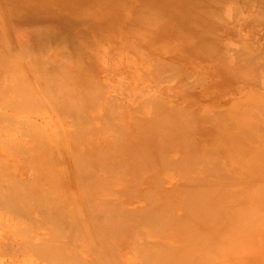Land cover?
Segmentation results:
<instances>
[{"label":"rangeland","instance_id":"374dc122","mask_svg":"<svg viewBox=\"0 0 264 264\" xmlns=\"http://www.w3.org/2000/svg\"><path fill=\"white\" fill-rule=\"evenodd\" d=\"M12 1L14 2L0 0V65H4L0 67V94L3 95H0V101L4 100L0 104V201L9 198H3L2 193L6 194L5 197L13 192L19 195L16 196L17 199L11 195L17 200L15 202L21 199L29 205L28 208L25 207L26 216L23 211L19 213L26 206L21 201L18 202L21 208L14 211L17 205L12 207L8 204L10 199L6 201L7 204L0 203V220L4 217L5 222L8 215H12V221L17 219L14 223L9 219L11 227L10 223L7 228L4 224H1L4 225L2 228L0 226V263L47 264L45 252L34 249V253L29 242L33 244V240L37 243L41 236L46 239L53 232L59 239L71 238V241L65 240L68 247L65 246L66 243L62 245L64 240L60 241L55 236L56 241L52 240L55 238L50 240V244L54 241L59 245L62 243V253L73 252L76 255L79 252L84 256L81 253L84 246L95 244L93 248L102 259L110 255L111 259L123 264H264V143H260L264 141V14L261 15L264 8L259 12L264 7V0H251L252 7L247 6L251 3L250 0H187L186 3L184 0H34L33 5L27 9L22 8L16 0ZM202 3L211 5L208 4L206 8ZM89 4L92 6H86ZM110 4L112 7H109ZM83 6L87 9L85 12L81 10ZM255 9L259 15L253 16ZM193 10L197 12L194 13ZM96 36H101L104 41L95 42ZM139 45L141 47L138 48ZM15 49H19L18 53ZM2 53L9 54L2 56ZM10 54H13L12 57ZM16 54H21V57ZM25 54L27 58L23 59ZM19 76L20 81L17 79ZM17 82H23L20 84L23 87L17 89ZM52 83H56L53 85L57 88L52 85L49 90ZM9 86L13 91H8ZM47 88L48 91L44 90ZM52 88L55 92L58 88L63 91L55 93ZM35 89L38 92L41 90L38 94L40 96L35 94ZM94 89L98 92L94 93ZM68 90L70 95H67ZM6 96V100H12L11 103L4 99ZM26 96L35 104L32 105ZM63 96L71 99L70 102ZM69 96L71 97L68 98ZM21 97H25V100ZM78 97H82L79 102ZM34 99L39 100V103ZM49 99L51 103L48 102ZM26 102L29 104L26 105ZM62 103L68 105L62 106ZM80 106L83 107L78 111L74 109ZM15 107L17 111L13 110ZM155 110L158 112L155 113ZM153 114H160L157 119L165 115V121L163 117L160 118L163 121L161 124ZM167 115L173 116L170 118L171 122ZM71 117L75 121H70ZM165 122L169 124L166 125ZM231 123L235 125L232 126ZM39 127L42 130L44 128V132H39ZM77 133L83 136H78ZM41 135L44 138L46 135V139L43 140ZM41 139L45 141L44 144ZM193 145L195 148H192ZM59 153L62 156L59 155L60 158L57 157ZM175 153H179V156ZM60 164L63 168H60ZM88 164H92V170L87 168L90 166ZM50 166L55 167L52 169ZM65 175L68 177L67 181ZM19 184L20 187L17 186ZM68 184L70 191L67 190ZM62 189L66 197H60L62 193L59 191L62 192ZM74 189L77 193H74ZM47 192L51 197L46 195ZM68 192L72 195H68ZM52 197L54 200L60 199L57 206L56 202L55 208L44 206ZM78 204L81 209L86 205L88 207L85 211L80 208L77 210L80 207ZM40 205L46 207V213L47 208H50L47 215L52 210L58 212L60 209V214L64 212L62 215L56 214L60 216L57 219L62 224L57 222L58 225L55 224L53 229L51 222L56 219L54 213L50 214L54 216L52 221L48 223V218L44 223V210ZM25 209L23 208L24 211ZM80 213H85L87 217L90 215L88 218L94 222L93 225L103 230L108 229L115 218L119 232L115 241L103 245L97 240L95 243L91 242L88 234H82V239L79 238L81 233L72 226L70 229V219ZM62 219L69 224H64ZM30 220L33 222H29ZM24 222L29 225L23 224ZM25 226L29 229L26 230ZM21 230L23 233L19 232ZM72 230L76 232L69 236ZM56 231H60L58 233L61 236ZM76 234L78 237H74ZM24 236L34 238L24 242ZM43 237V245L49 243L50 238L47 241ZM40 241L39 245L42 243ZM105 248L116 255L109 254L110 252L107 255ZM157 250L159 251L156 252Z\"/></svg>","mask_w":264,"mask_h":264},{"label":"bare ground","instance_id":"6f19581e","mask_svg":"<svg viewBox=\"0 0 264 264\" xmlns=\"http://www.w3.org/2000/svg\"><path fill=\"white\" fill-rule=\"evenodd\" d=\"M7 1H8V2H9V1H10V2H14V1H12V0H7ZM16 1L19 2V4L22 6V8L27 9V8H29L30 5H33V4H32V1H34V0H16ZM80 1H81V0H80ZM117 1H118V0H117ZM138 1H139V0H138ZM185 1H187V0H184V3H186ZM193 1H194V0H193ZM205 1H209V0H205ZM205 1H203V2H205ZM211 1H212V0H211ZM218 1H219V0H218ZM226 1H227V0H226ZM231 1H232V0H231ZM237 1H238V0H237ZM119 2H121V1H119ZM122 2H123V1H122ZM161 2H162V1H161ZM188 2H189V1H188ZM238 2H239V1H238ZM250 2H251V0H250ZM258 2H259V1H258ZM101 3H103V2H101ZM124 3H125V1H124ZM128 3H129V2H128ZM131 3H132V2H131ZM139 3H140V2H139ZM157 3H159V2H157ZM163 3H164V2H163ZM213 3H214V1H213ZM230 3H231V2H230ZM234 3H235V2H234ZM243 3L246 4L245 2H243ZM253 3H255V2H253ZM126 4H127V3H126ZM149 4H150V3H149ZM155 4H156V2H155ZM193 4H194V3H193ZM195 4H196V2H195ZM202 4H203V6L206 5L205 7L207 8V5L210 4V3L205 4V5H204V3H202ZM257 4L259 5V3H257ZM93 5H94V4H93ZM95 5H96V3H95ZM112 5H113V4H112ZM115 5H116V4H115ZM118 5H119V4H118ZM150 5H151V4H150ZM160 5H163V4H160ZM187 5H188V4H187ZM197 5H198V4H197ZM197 5L195 6L196 8H198ZM210 5H211V4H210ZM249 5H251L250 7H252V2H251L250 4H248L247 6H249ZM86 6H89V7H90V6H92V5L89 4V5H86ZM107 6H108V5H107ZM120 6H121V4H120ZM120 6H119V7H120ZM123 6H124V5H123ZM125 6H127V5H125ZM132 6H133V5H132ZM199 6H201V5H199ZM227 6H228L229 9H230V6H229V5H227ZM254 6H255V5L253 4V8H254ZM262 6H264V5H262ZM97 7H98V6H97ZM109 7H112L111 4H110ZM109 7H107V8H109ZM138 7H139V6H138ZM142 7H143V6H141V8H142ZM166 7H167V6H166ZM171 7H172V6H171ZM174 7H175V6H174ZM178 7H179V6H178ZM186 7H187V6H186ZM201 7H202V6H201ZM228 7H227V8H228ZM233 7H234V6H233ZM258 7H259V6H258ZM93 8H94V7H93ZM101 8H102V7H101ZM115 8H116V7H114V9H115ZM132 8H133V7H132ZM157 8H158V7H157ZM160 8H161V7H160ZM162 8H163V7H162ZM179 8H180V7H179ZM181 8H183V7H181ZM202 8H203V7H202ZM206 8H205V9H206ZM255 8H256V7H255ZM263 8H264V7H262L261 9H259V12H262V11H263ZM76 9H77V8H76ZM120 9H121V7H120ZM137 9H138V8H137ZM142 9H143V8H142ZM167 9H168V8H167ZM205 9H204V10H205ZM256 9H257V8H256ZM256 9H255V12H256V13L253 12V16H255V14H258V12L256 11ZM81 10L85 12L87 9L85 10V8H84V6H83V9H81ZM97 10H98V8H97ZM106 10H107V9H106ZM109 10H110V8H109ZM115 10H116V9H115ZM117 10H118V9H117ZM139 10H140V9H139ZM175 10H176V9H175ZM178 10H179V9H178ZM187 10H188V9H187ZM230 10H231V9H230ZM230 10H229V11H230ZM252 10H253V9H252ZM257 10H258V9H257ZM261 10H262V11H261ZM25 11H26V10H25ZM40 11H42V10H40ZM40 11H39V12H40ZM72 11H73V10H71V12H72ZM111 11H112V10H111ZM169 11H171V10H169ZM173 11H174V10H173ZM191 11H192V10H191ZM199 11H200V10H199ZM118 12H119V11H118ZM164 12H165V11H163V13H164ZM184 12H185V11H184ZM193 12H194V10H193ZM196 12H197V11H196ZM196 12H194V13H196ZM204 12H205V11H204ZM226 12H228V11H225V13H226ZM36 13H37V12H36ZM77 13H78V12H77ZM79 13H80V11H79ZM166 13H167V12H166ZM169 13H170V12H169ZM172 13H173V12H172ZM172 13H171V14H172ZM188 13H189V12H188ZM81 14H82V13H81ZM131 14H132V13H131ZM144 14H145V13H143V15H144ZM204 14H205V13H204ZM209 14H210V13H209ZM262 14H264V11L261 13V15H262ZM92 15H93V14H92ZM175 15H176V13H175ZM205 15H206V14H205ZM258 15H259V14H258ZM75 16H77V15H75ZM170 16H172V15H170ZM250 16H252V15H250ZM131 17H132V16H131ZM175 17H176V16H175ZM185 17H186V16H185ZM212 17H214V16H212ZM260 17H261V16H260ZM73 18H75V17H73ZM90 18H91V17H90ZM170 18H171V17H170ZM215 18H216V17H215ZM261 18H262V17H261ZM77 19H78V18H77ZM173 19H174V18H173ZM78 20H79V19H78ZM169 20H170V19H169ZM133 21H134V20H133ZM210 21H211V20H210ZM216 21H217V20H216ZM118 22H119V21H118ZM137 22H138V21H137ZM217 22L220 23L221 20H219V21H217ZM217 22H216V23H217ZM127 23H128V22H127ZM161 23H162V22H161ZM163 23H164V22H163ZM169 24H170V22H169ZM255 24H256V23H255ZM114 25H116V24H114ZM132 25H133V24H132ZM37 26H38V25H37ZM117 26H118V25H117ZM126 26H127V24H126ZM141 26H142V25H141ZM174 26H175V25H174ZM178 26H180V25H178ZM202 26H203V24L201 25V27H202ZM250 26H251V25H250ZM118 27H119V26H118ZM122 27H123V26H122ZM131 27L135 28L134 26H131ZM201 27H200V28H201ZM141 28H142V27H141ZM173 28H174V27H173ZM183 28H184V27H183ZM202 28H203V27H202ZM130 29H131V28H130ZM137 29H138V28H137ZM174 29H175V28H174ZM176 29H178V28L176 27ZM181 29H182V28H181ZM203 29H204V28H203ZM112 30H113V29H112ZM124 30H125V28H124ZM131 30H132V29H131ZM134 30H135V29H134ZM134 30H132V31H134ZM141 30H142V29H141ZM145 30H146V29H145ZM183 30H184V29H183ZM176 31H177V30H176ZM198 31H199V30H198ZM200 31H201V30H200ZM135 32H136V31H135ZM172 32H173V31H172ZM195 32H197V31H195ZM142 33H143V32H142ZM180 33H181V32H180ZM189 33H190V32H189ZM138 34H139V33H138ZM174 34L177 35V33H174ZM195 34L197 35V33H195ZM200 35H201V34H200ZM203 35H204V34H203ZM151 36H152V35H151ZM155 36H156V35H155ZM171 36H172V34H171ZM206 36H207V35H206ZM215 36H216V35H215ZM101 38H102L101 36H96V37H95V40H96L95 42H99V43H100V40H103V39H101ZM103 38H104V37H103ZM180 38H181V37H180ZM1 40H2V39H1ZM218 40H219V39H218ZM103 41H104V40H103ZM105 41H106V40H105ZM135 41H136V40H135ZM21 42H22V41H21ZM24 43H25V42H24ZM99 43H98V44H99ZM239 43H240V41H239ZM22 44H23V43H22ZM94 44H95V43H94ZM135 44H136V43H135ZM217 44H218V43H217ZM221 44H222V43H221ZM50 45H51V44H50ZM218 45H219V44H218ZM15 46H16V45H15ZM24 46H25V45H24ZM26 46H27V44H26ZM135 46L137 47V45H135ZM22 47H23V46H22ZM99 47H100V46H99ZM139 47H141V46L139 45L138 48H139ZM23 48H24V47H23ZM27 48H28V47H27ZM48 48H49V46H48ZM138 48H137V49H138ZM142 48H143V47H142ZM246 48H247V47H246ZM239 49H240V48H239ZM15 50H16V53H18L17 51H18L19 49H18V50L15 49ZM247 50H250V48H249V49L247 48ZM256 50H257V49H256ZM23 51H24V50H23ZM47 51H48V50H47ZM2 52H3V51H2ZM9 52H10V50H9ZM28 52H29V50H28ZM33 52H34V51H33ZM246 52H247V51H246ZM246 52H245V53H246ZM3 53H4V52H3ZM3 53H2V54H3ZM90 53H91V52H90ZM237 53H238V52H237ZM241 53H242V52H241ZM8 54H9V53H8ZM8 54H3L2 56H6V55H8ZM28 54H29V53H28ZM30 54H31V51H30ZM58 54H59V53H58ZM60 54H61V53H60ZM60 54H59V55H60ZM62 54H63V53H62ZM85 54H86V53H85ZM246 54H247V53H246ZM256 54H257V53H256ZM11 55H13V54H10V56H11ZM16 55L18 56L19 54H16ZM23 55H24V54H23ZM31 55H32V54H31ZM25 56H26V54H25ZM29 56H30V55H29ZM29 56H28V57H29ZM243 56H244V55H243ZM11 57H12V56H11ZM13 57H14V56H13ZM18 57H21V54H20ZM62 57H63V56H62ZM256 57H257V56H256ZM0 58H1V54H0ZM2 58H4V57H2ZM8 58H9V57H8ZM22 58H23V56H22ZM22 58H21V59H22ZM25 58H27V56L24 57L23 59H25ZM6 59H7V57H5V60H6ZM19 59H20V58H19ZM21 59H20V60H21ZM146 59H147V58H146ZM3 60H4V59H3ZM7 60H8V59H7ZM20 60H19V62H20ZM36 60H37V59H36ZM0 61H2V60L0 59ZM16 61H17V60H16ZM21 61H22V60H21ZM6 62H7V61H6ZM34 62H35V61H34ZM0 63H1V62H0ZM148 63H149V62H148ZM233 63H234V62H233ZM1 64H2V63H1ZM19 64H20V63H19ZM19 64H18V65H19ZM1 66H4V65H0V67H1ZM68 66H69V65H68ZM233 66H234V65H233ZM254 66H255V65H254ZM154 69H156V68H154ZM14 70H15V69H14ZM12 71H13V69H12ZM247 71H248V70H247ZM26 73L28 74V72H26ZM146 73H147V72H146ZM14 74H16V73H14ZM29 75H30V73H29ZM17 76H18V75H17ZM60 76H61V75H60ZM60 76L58 77L59 79H60ZM149 76H150V75H149ZM13 77L15 78V76H13ZM23 77H25V76H23ZM27 77H28V76L26 75V77H25V78H26V81H28V80H27ZM44 77H45V76H44ZM61 77H62V76H61ZM244 77H245V76H244ZM19 78H20V76H19L17 79L19 80ZM21 79H22V78H21ZM29 79H30V78H29ZM33 79H34V80H37V79H35V78H33ZM62 79H63V78H62ZM62 79H61V80H62ZM63 80H64V79H63ZM244 80H245V79H244ZM9 81H10V80H9ZM19 81H20V80H19ZM21 81H22V80H21ZM2 82H3V80H2ZM30 82H31V81H30ZM30 82H28V83H30ZM32 82H33V81H32ZM3 83H4V82H3ZM3 83H2V85L5 84V83H4V84H3ZM6 83H8V82H6ZM9 83H10V82H9ZM17 83L19 84V82H17ZM22 83H23V82H21L20 84H22ZM61 83H62V82H61ZM65 83H66V85L68 84L67 81H66ZM18 84H16V85H17V87H16L17 89H18V87H20V88L23 87L22 85H20V84L18 85ZM53 84H56V83H52V84H50V85H49V86H50V89H49V90H51V86H52ZM62 84H63V83H62ZM62 84H60V85L62 86ZM24 86H26V85H24ZM53 86H55V85H53ZM67 86H68V85H67ZM70 86H72V85H70ZM45 87H48V85L45 86ZM55 87H56V86H55ZM55 87H54V88H55ZM58 87H59V85H58ZM62 87H63V86H62ZM68 87H69V86H68ZM80 87H81V86H80ZM8 88H10V86H9ZM16 88H15V89H16ZM39 88H40V87H39ZM41 88H42V87H41ZM41 88H40V89H41ZM43 88H44V87H43ZM56 88H57V87H56ZM56 88H55V89H56ZM60 88H61V87H60ZM261 88H262V87H261ZM0 89H1V85H0ZM11 89H12V88H10V90L8 89V91H11ZM33 89H34V88H33ZM33 89H32V90H33ZM52 89H53V88H52ZM55 89H53L54 92H55ZM71 89H73V88H71ZM95 89H96V88H95ZM95 89H94V93L97 91V90L95 91ZM19 90H21V89H19ZM32 90H31V91H32ZM44 90H47V91H48V88H47V89H44ZM58 90H59V88L56 90V92H57ZM61 90H62V89H61ZM61 90H59V91H61ZM66 90H67V89H66ZM175 90H177V89H175ZM12 91H13V89H12ZM33 91H34V90H33ZM33 91H32V92H33ZM35 91H36V89H35ZM40 91H41V90H40ZM40 91H39V92H40ZM47 91H43V90H42V92H45V93H46ZM62 91H63V90H62ZM68 91H69V94H67V95H70V90H68ZM91 91H93V90H91ZM1 92H2V90H1ZM36 92H37V93H36ZM36 92H35V94L38 95L39 92H38V91H36ZM52 92H53V91H52ZM56 92H55V93H56ZM64 92H65V91H64ZM64 92H63V95H64ZM66 92H67V91H66ZM72 92H73V91H72ZM88 92H89V91H88ZM97 92H98V91H97ZM3 93H4V91H3ZM6 93H7V92L5 91V95H6ZM25 93L27 94V92H25ZM25 93H22V95L25 94ZM30 93H31V92H30ZM40 93H41V92H40ZM55 93H53V94H55ZM73 93H74V92H73ZM86 93H87V92H86ZM33 94H34V93H33ZM47 94H49V93H47ZM61 94H62V93H61ZM61 94H60V96H62ZM77 94H78V93H77ZM98 94H99V93H98ZM0 95H2V94H0ZM13 95H14V93H13ZM27 95H28V94H27ZM37 95H34V96H37ZM67 95H66V96H67ZM74 95H75V94H74ZM96 95H97V94H96ZM99 95H100V94H99ZM2 96H3V95H2ZM2 96H1V98H2ZM9 96H10V95H9ZM28 96H29V95H28ZM28 96H26V97H28ZM38 96H40V95H38ZM77 96H78V95H77ZM83 96L86 97V95H83ZM41 97H43V96H41ZM70 97H71V96H69L68 98H70ZM72 97H73V95H72ZM192 97H193V96H192ZM3 98H4V97H3ZM6 98H7V96H6L4 99L6 100ZM8 98H9V97H8ZM21 98H22V97H21ZM56 98H58L59 100H63V99H61L60 97H56ZM62 98L67 99V97H64V96H63ZM73 98H75V97H73ZM76 98H77V97H76ZM22 99L25 100V97L22 98ZM45 99H46V98H45ZM58 99H57V100H58ZM80 99H82V97H78L77 101L79 102ZM149 99H150V98H149ZM1 100H2V99H1ZM9 100H10V99H9ZM9 100H6V101L9 102ZM26 100H27V99H26ZM29 100H32V99H29V97H28V101H29ZM36 100H37V99H34V101H36ZM41 100H42V98H41ZM67 100H68V99H67ZM70 100H71V99H70ZM70 100H68V101L70 102ZM73 100H75V99H73ZM73 100H72V101H73ZM3 101H4V100H3ZM3 101H2V102H3ZM11 101H12V100H10L9 103H11ZM46 101H47V100H46ZM72 101H71V102H72ZM77 101H74V102H77ZM94 101H95V100H94ZM94 101H93V103H94ZM149 101H150V100H149ZM2 102L0 101V104H1ZM29 102H30V101H29ZM29 102H26V103H27L26 105H28ZM37 102L39 103V100H37ZM48 102H50V99H49ZM65 102H66V100H65ZM82 102H83V101H82ZM158 102H159V101H158ZM30 103H31V102H30ZM38 103H37V104H38ZM41 103L43 104V102H41ZM50 103H51V102H50ZM155 103H156V105H157V102H155ZM182 103H183V102H182ZM6 104H7V102H6ZM31 104L34 105L35 103L33 102V103H31ZM55 104H56V103H55ZM55 104H53V105H55ZM62 104H63V103H62ZM62 104H61V105H62ZM64 104H65V106L68 105V104L66 105V103H64ZM64 104H63L62 106H64ZM90 104H91V103H90ZM149 104H150V103H149ZM4 105H5V104H4ZM71 105H72V104L70 103L69 106H71ZM77 105H80V104L77 103ZM82 105H83V104H82ZM84 105H85V104H84ZM84 105H83V106H84ZM180 105H181V104H180ZM8 106H9V104H8ZM56 106H57V105H56ZM83 106H80V107H78V108H74V109H76V110L78 109V110H79V109L82 108ZM95 106H96V105H95ZM13 107H14V106H13ZM13 107H12V108H13ZM29 107H30V106H29ZM39 107H40V105H39ZM42 107H43V106H42ZM58 107H59V106H58ZM74 107H76V105H74ZM149 107H150V106H149ZM151 107H153V106H151ZM151 107H150V108H151ZM5 108H6V106H5ZM45 108H46V107H45ZM66 108H67V107H66ZM69 108H70V107H69ZM71 108H73V107H71ZM155 108H156V107H155ZM8 109H10V108H8ZM16 109H17V108L15 107V109H13V110H16ZM26 109H28V108H26ZM83 109H85V108H83ZM93 109L95 110L96 108H92V110H93ZM1 110H2V109H1ZM23 110H24V109H23ZM48 110H49V109H48ZM62 110H63V109H62ZM69 110H70V109H69ZM71 110H72V109H71ZM76 110H75V111H76ZM78 110H77V111H78ZM85 110H86V109H85ZM111 110H112V109H111ZM152 110H153V109H152ZM157 110H159V109H157ZM177 110H178V109H177ZM179 110H180V109H179ZM4 111H5V110H4ZM16 111H17V110H16ZM26 111H27V110H26ZM72 111H74V110H72ZM75 111H74V112H75ZM162 111H163V110H162ZM180 111H181V110H180ZM6 112H7V111H6ZM14 112H15V111H14ZM19 112H20V111H19ZM24 112H25V111H24ZM28 112H29V111H28ZM32 112H33V111H32ZM68 112H69V111H68ZM68 112H67V114H69ZM79 112H80V111H79ZM81 112H82V111H81ZM85 112L87 113L88 111H85ZM111 112H112V111H111ZM149 112H151V111H149ZM157 112H158V111H157ZM157 112H156V110H155V113H157ZM159 112L161 113V111H159ZM116 113H117V112H116ZM151 113H152V112H151ZM166 113H167V112H166ZM235 113H236V112H235ZM71 114H73V113H71ZM149 114H150V113H149ZM167 114H168V113H167ZM242 114H243V113H242ZM69 115H70V114H69ZM158 115H160V114H158ZM158 115L156 116L155 114H153V116L156 117V120H157L158 122H159V121L161 122V119H162L163 115H162L161 117H159V119H157ZM175 115L177 116L176 113H175ZM218 115H219V114H218ZM11 116H12V114H11ZM67 116H68V115H67ZM81 116H82V115H81ZM87 116L90 117V115H87ZM180 116H181V115H180ZM220 116H221V115H220ZM226 116H227V115H226ZM254 116H255V115H254ZM74 117H75V116H74ZM106 117H108V116H106ZM167 117H168V115H167ZM209 117H210V116H209ZM222 117H223V116H222ZM13 118H14V117H13ZM99 118H100V117H99ZM109 118H110V117H109ZM109 118H108V119H109ZM160 118H161V119H160ZM163 118H164L163 121H165L166 116L164 115ZM168 118H169V121L171 122L170 118H173V116L170 115ZM189 118H190V117H189ZM25 119H26V117H25ZM30 119H31V118H30ZM64 119H65V116H64ZM71 119H72V117L70 118V121H73V120H74V118H73V120H71ZM190 119H191V118H190ZM227 119H229L228 116H227ZM227 119H225V120H227ZM8 120H9V119H8ZM8 120H7V121H8ZM21 120H23V119H21ZM27 120H29V118H27ZM27 120H26V121H27ZM66 120H67V122H68V119H66ZM77 120H78V119H77ZM80 120H81V119H80ZM98 120H99V119H98ZM153 120L156 121L154 118H153ZM172 120H173V119H172ZM182 120H183V119H182ZM233 120H234V119H233ZM233 120H232V121H233ZM253 120H254V119H253ZM14 121H15V120H14ZM24 121H25V120H23V122H24ZM74 121H75V120H74ZM87 121H88V120H87ZM100 121H101V120H100ZM105 121H106V120H105ZM107 121H108V120H107ZM157 121H156V122H157ZM163 121H162V122H163ZM167 121H168V119H166V122H167ZM221 121H222V118H221ZM227 121H228V120H227ZM254 121H255V120H254ZM2 122H3V121H2ZM23 122H22V123H23ZM29 122L31 123V121H29ZM29 122H27V123H29ZM162 122H161V124H162ZM166 122H165V123H166ZM186 122H188V120H187ZM186 122H184V124H185ZM235 122H236V121H235ZM249 122H250V121H249ZM257 122H258V121H257ZM4 123H5V122H4ZM11 123H12V122H11ZM25 123H26V122H25ZM35 123H37V122H35ZM65 123H66V122H65ZM179 123H180V122H179ZM189 123H190V122H189ZM189 123H187V124L189 125ZM191 123H193V122H191ZM218 123H219V122H218ZM252 123H253V122H252ZM254 123H256V121H255ZM2 124H3V123H2ZM5 124H6V123H5ZM84 124H85V123H84ZM112 124H114V123L112 122ZM168 124H169V123H168ZM168 124L166 123V125H168ZM226 124H228V123H226ZM226 124H225V125H226ZM229 124H230V123H229ZM232 124L235 125V123H231V125H232ZM236 124H237V123H236ZM250 124H251V123H250ZM7 125H8V124H7ZM27 125H28V124H27ZM33 125H34V124H33ZM102 125H103V123H102ZM110 125H111V124H110ZM166 125H165V126H166ZM172 125H173V123H172ZM172 125H171V126H172ZM233 125H232V126H233ZM256 125H257V123L255 124V127H257ZM258 125H259V122H258ZM4 126H5V125H4ZM12 126H13V125H12ZM38 126H39V125H38ZM105 126H106V125H105ZM107 126H108V125H107ZM107 126H106V127H107ZM148 126H149V125H148ZM246 126H247V125H246ZM0 127H1V126H0ZM14 127H15V126H14ZM84 127H85V126H84ZM176 127H177V126H176ZM180 127H181V124H180ZM190 127H192V124L190 125ZM220 127H222V126H220ZM238 127H239V126H238ZM247 127H248V126H247ZM247 127H246V128H247ZM6 128H7V127H6ZM20 128H21V126H20ZM24 128H25V127H24ZM39 128H40V129H39ZM39 128H38L39 132H40V130H41L42 132H44V128H43V130L41 129L42 127H39ZM101 128H103V127L101 126ZM117 128H118V127H117ZM169 128H170V127H169ZM186 128H187V126H186ZM231 128H232V127H231ZM235 128L237 129V127H235ZM257 128H258V127H257ZM1 129H2V128H1ZM18 129H19V128H18ZM103 129H104V128H103ZM105 129H107V128H105ZM176 129H177V128H175V130H176ZM184 129H185V128H184ZM187 129H188V128H187ZM216 129H217V128H216ZM15 130H16V129H15ZM71 130H72L73 132L75 131V130H73V129H71ZM89 130H90V129H89ZM101 130H102V129H101ZM108 130H109V129H108ZM110 130H111V129H110ZM175 130H174V131H175ZM217 130H218V129H217ZM217 130H216V132H217ZM233 130H234V129H233ZM239 130H240V129H239ZM243 130H244V129H243ZM243 130H241V131H243ZM257 130H258V129H257ZM16 131H17V130H16ZM18 131H19V130H18ZM68 131H69V130H68ZM112 131H113V130H112ZM114 131H115V130H114ZM171 131H172V129H171ZM219 131H222V129L219 130ZM227 131H228V130H227ZM1 132H2V131H1ZM6 133H7V132H6ZM6 133H5V135H6ZM69 133H70V132H69ZM80 133H81V132H80ZM103 133H104V132H103ZM212 133H213V132H212ZM212 133H210V134H212ZM247 133H248V132H247ZM247 133H246V134H247ZM10 134H11V132H10ZM41 134H42V133H41ZM77 134H78V133H77ZM77 134H76V135H77ZM87 134H88V133H87ZM203 134H204V132H203ZM203 134H202V135H203ZM206 134H207V133H206ZM206 134H205V135H206ZM216 134H217V133H216ZM240 134H241V133H240ZM251 134H253V133L251 132ZM7 135H8V134H7ZM165 135H166V134H165ZM205 135H204V136H205ZM241 135H242V134H241ZM8 136H9V135H8ZM25 136H26V135H25ZM41 136H42V135H41ZM41 136H40V137H41ZM69 136H70V135H69ZM78 136H81V135L78 134ZM82 136H83V135H82ZM82 136H81V137H82ZM109 136H110V135H109ZM111 136H112V134H111ZM154 136H155V135H154ZM157 136H158V135H157ZM168 136H169V135H168ZM249 136H252V135H249ZM42 137H43V136H42ZM123 137H124V136H123ZM162 137H163V136H162ZM165 137H166V136H165ZM192 137H193V136H192ZM194 137H195V136H194ZM206 137L209 138V136H207V135H206ZM31 138H32V137H31ZM173 138H174V137H173ZM187 138H188V137H187ZM210 138H211V137H210ZM38 139H40V138H38ZM45 139H46V135H45V138L43 137V140H45ZM171 139H172V137H171ZM181 139H182V138H181ZM198 139H199V138H198ZM236 139H237V138H236ZM261 139H262V138H261ZM28 140H29V139H28ZM72 140H74V139H72ZM234 140H235V139H234ZM38 141H40V140H38ZM200 141H201V140H200ZM200 141H199V142H200ZM230 141H231V139H230ZM261 141H262V140H261ZM23 142H24V141H23ZM42 142H43V141H42V139H41V143H42ZM133 142H134V141H133ZM207 142H208V141H207ZM2 143H3V142H2ZM37 143H38V142H37ZM44 143H45V141L43 142V144H44ZM80 143H81V142H80ZM208 143H209V142H208ZM230 143H231V142H230ZM230 143H229V144H230ZM258 143H259V142H258ZM260 143H264V141H263V142H260ZM4 144H5V143H4ZM28 144H29V143H28ZM197 144H199V143H197ZM226 144H227V143H226ZM34 145L36 146V144H34ZM38 145L40 146V143H38ZM46 145H47V144H46ZM54 145H55V144H54ZM79 145H81V144H79ZM199 145H200V144H199ZM208 145H209V144H208ZM230 145H231V144H230ZM259 145H261V144H259ZM39 146H38V147H39ZM189 146H190V145H189ZM215 146H216V145H215ZM225 146H226V145H225ZM261 146H262V145H261ZM36 147H37V146H36ZM38 147H37V148H38ZM52 147L54 148V146H52ZM58 147H59V146H58ZM126 147H127V146H126ZM193 147H194V145L192 146V148H193ZM198 147H199V146H198ZM40 148H41V147H40ZM40 148H39V149H40ZM60 148H61V147H60ZM194 148H195V147H194ZM237 148H238V147H237ZM68 149H69V147H68ZM113 149H114V148H113ZM188 149H189V148H188ZM197 149H198V148H197ZM41 150H42V149H41ZM127 150H128V149H127ZM198 150H199V149H198ZM225 150H226V149H225ZM35 151H37V150H35ZM50 151H51V150H50ZM71 151H72V150H71ZM183 151H184V150H183ZM212 151H213V150H212ZM51 152H52V151H51ZM58 152H59V150H58ZM58 152H57V153H58ZM75 152H76V151H75ZM161 152H162V151H161ZM251 152H252V151H251ZM40 153H41V152H40ZM72 153H73V152H72ZM227 153H228V152H227ZM21 154H22V153H21ZM60 154H61V153H59V154L57 155V157H58ZM160 154H161V153H160ZM175 154H176V156H177L179 153H178V154L175 153ZM213 154H214V152H213ZM215 154H216V153H215ZM257 154H258V153H257ZM257 154H255V155H257ZM44 155H45V154H44ZM51 155H52V154H51ZM55 155H56V154H55ZM64 155H65V154H64ZM77 155H78V154H77ZM190 155H191V154H190ZM202 155H203V154H202ZM47 156H48V155H47ZM60 156H61V155H60ZM72 156H74V155L72 154ZM78 156H79V155H78ZM78 156H77V157H78ZM178 156H179V155H178ZM178 156H177V157H178ZM197 156H198V155H197ZM207 156H208V155H207ZM209 156H210V155H209ZM41 157H43V156H41ZM55 157H56V156H55ZM61 157H62V156H61ZM67 157L69 158V157H70V154H69V156L67 155ZM173 157H174V156H173ZM192 157H193V156H192ZM192 157H191V159H193ZM201 157H202V156H201ZM211 157H213V156H211ZM58 158H60V157H58ZM80 158H81V157H80ZM91 158H92V157H91ZM164 158H165V157H164ZM196 158H197V157H196ZM251 158H252V157H251ZM49 159H50V158H49ZM66 159H67V158H66ZM70 159H71V158H70ZM73 159H75V158H73ZM73 159H72V160H73ZM198 159H199V158H198ZM211 159H212V158H211ZM59 160L62 161V159H59ZM75 160H76V159H75ZM82 160H83V159H82ZM103 160H104V159H103ZM130 160H131V159H130ZM178 160H180V159H178ZM187 160H189V158H188ZM200 160H201V159H200ZM213 160H215V162H216V159H213ZM217 160H218V159H217ZM255 160H256V159H255ZM30 161H31V160H30ZM32 161H33V160H32ZM32 161H31V162H32ZM83 161L85 162V160H83ZM137 161H138V160H137ZM159 161H160V160H159ZM204 161H205V160H204ZM44 162H45V161H44ZM57 162H58V161H57ZM84 162H83V163H84ZM180 162H183V161H180ZM205 162H206V161H205ZM210 162H211V161H210ZM254 162H255V161H254ZM26 163H27V162H26ZM39 163H40V162H39ZM45 163H46V162H45ZM66 163H67V162H66ZM85 163H87V161H86ZM92 163H94V162H92ZM108 163H109V162H108ZM144 163H145V162H144ZM157 163H158V162H157ZM206 163H207V162H206ZM213 163H214V162H213ZM216 163H217V162H216ZM36 164H38V163H36ZM50 164H51V163H50ZM74 164L76 165V163H74ZM124 164H125V163H124ZM145 164H146V163H145ZM182 164H184V163H182ZM194 164H196V163H194ZM204 164H205V163H204ZM211 164H212V163H211ZM25 165H26V164H25ZM63 165H64V163H63ZM72 165H73V164H72ZM79 165H80V164H79ZM79 165H78L77 167H79ZM88 165H90V166H88ZM88 165H87L88 167H87V166H86V167H87V168H89V167L91 168V165H92V164H88ZM148 165H149V164H148ZM161 165H162V164H161ZM163 165H164V164H163ZM185 165H187V164L185 163ZM200 165H201V164H200ZM209 165H210V164H209ZM254 165H256V164L254 163ZM68 166H69V165H68ZM109 166H110V165H109ZM145 166H146V165H145ZM187 166H188V165H187ZM187 166H186V168H187ZM201 166H202V165H201ZM206 166H208V165H206ZM51 167H52V166H50V168H51ZM54 167H55V166H54ZM54 167H52V169H53ZM61 167H62V165L60 164V168H61ZM64 167H65V166H64ZM70 167H71V165L69 166V168H70ZM73 167H74V166H73ZM43 168H44V167H43ZM48 168H49V167H48ZM48 168L45 167V169H48ZM62 168H63V167H62ZM90 168H89V169H90ZM149 168H150V167H149ZM181 168H183V166H181ZM26 169H27V168H26ZM41 169H42V168H41ZM52 169H51V171H52ZM65 169H66V167H65ZM74 169H75V168H74ZM94 169H95V168H94ZM179 169H180V168H179ZM195 169H196V167H195ZM19 170H20V168H19ZM28 170H29V169H28ZM37 170H39V169L37 168ZM49 170H50V169H49ZM70 170H71V169H70ZM77 170H78V168H77ZM90 170H92V168H91ZM144 170H145V169H144ZM2 171H3V170H1V172H2ZM61 171H62V170H61ZM146 171H147V170H146ZM188 171H189V170H188ZM201 171H202V170H201ZM33 172H34V170H33ZM49 172H50V171H49ZM64 172H65V170H64ZM64 172H63V174L66 173V172H65V173H64ZM77 172H79V171H77ZM93 172H94V171H93ZM149 172H150V171H149ZM173 172H175V171H173ZM6 173H7V172H6ZM9 173H10V172H9ZM34 173H35V172H34ZM61 173H62V172H61ZM184 173H185V171H184ZM204 173H205V172H203V174H204ZM259 173H260V172H259ZM28 174H29V173H28ZM39 174H40V173H39ZM69 174H70V172H69ZM71 174H72V173H71ZM71 174H70V175H71ZM108 174H109V173H108ZM261 174H262V173H261ZM35 175H36V174H35ZM37 175H38V173H37ZM40 175H41V174H40ZM40 175H39V176H40ZM54 175H55V174H54ZM57 175H58V174H57ZM78 175H79V174H78ZM78 175H77V176H78ZM175 175H176V174H175ZM196 175H197V174H196ZM263 175H264V174H263ZM3 176H4V175H3ZM11 176H12V175H11ZM71 176H72V175H71ZM148 176H149V175H148ZM181 176H182V175H181ZM14 177H15V176H14ZM45 177H46V176H45ZM54 177H56V176H54ZM54 177H52V178L54 179ZM66 177H67V175L64 176V178H66ZM124 177H125V176H124ZM37 178H38V177H37ZM46 178H47V177H46ZM48 178H49V177H48ZM50 178H51V176H50ZM50 178H49V180H50ZM67 178H68V177H67ZM67 178H66V181H67ZM8 179H9V178H8ZM59 179H60V177H59ZM71 179H72V178H71ZM94 179H95V177H94ZM122 179H123V178H122ZM126 179H127V178H126ZM210 179H211V178H210ZM4 180H5V179H4ZM55 180H56V179H55ZM214 180H215V179H214ZM20 181H21V180H20ZM71 181H72V180H71ZM91 181H92V180H91ZM91 181H90V182H91ZM3 182H4V181H3ZM21 182H22V181H21ZM26 182H27V181H26ZM58 182H59V181H58ZM58 182H57V183H58ZM63 182H64V181H63ZM73 182H74V181H73ZM73 182H72V183H73ZM93 182H94V181H93ZM95 182H96V181H95ZM4 183H5V182H4ZM49 183H50V182H49ZM51 183H52V181H51ZM53 183H54V182H53ZM66 183H67V182H66ZM76 183H77V182H76ZM82 183H84V182H82ZM1 184H2V183H1ZM8 184H9V183H8ZM55 184H56V183H55ZM63 184H64V183H63ZM80 184H81V183H80ZM84 184H85V183H84ZM102 184H103V183H102ZM5 185H6V184H5ZM13 185H14V184H13ZM27 185H28V184H27ZM29 185H30V184H29ZM32 185H33V184H32ZM43 185H44V184H43ZM49 185H50V184H49ZM60 185H61V183H60ZM73 185H74V184H73ZM76 185H77V184H76ZM6 186H7V185H6ZM6 186H4V187H6ZM10 186H11V185H10ZM17 186L20 187V184L17 185ZM30 186H31V185H30ZM30 186H29V187H30ZM33 186H34V185H33ZM36 186H37V185H36ZM56 186L59 187V185H56ZM69 186H70V184H68L67 190L69 189ZM78 186H80V185H78ZM84 186H85V185H84ZM101 186H102V185H101ZM2 187H3V186H2ZM19 187H18V188H19ZM53 187H54V184H53ZM63 187H66V186L64 185ZM85 187H86V186H85ZM191 187H192V186H191ZM13 188H14V187H13ZM16 188H17V187H16ZM26 188H27V187H26ZM55 188H56V187H55ZM60 188H61V187H60ZM60 188H59V189H60ZM239 188H240V187H239ZM19 189H20V188H19ZM19 189H18V190H19ZM37 189H38V188H37ZM82 189L84 190V188H82ZM105 189H106V188H105ZM22 190H23V188H22ZM35 190H36V189H35ZM39 190H40V188H39ZM45 190H46V189H45ZM45 190H44V192H45ZM67 190H65V188H64V191H67ZM71 190H72V188H71ZM79 190H80V189H79ZM210 190H211V189H210ZM2 191H3V190H2ZM14 191H15V190H14ZM31 191H32V190H31ZM36 191H37V190H36ZM40 191H41V190H40ZM56 191H57V190H56ZM61 191H62V192L59 191L60 194L62 193V195H60V197H61V196H65V195H63V189H62ZM69 191H70V189H69ZM72 191H73V190H72ZM84 191H85V190H84ZM125 191H126V190H125ZM237 191H238V190H237ZM0 192H1V191H0ZM37 192H38V191H37ZM49 192H50V191H49ZM75 192H76V190L74 189V193H75ZM88 192H90V191H88ZM209 192H210V191H209ZM12 193H13V192H11V195L15 196V198L17 199L16 196H19V195H17V194L15 195V193H13V194H12ZM21 193H22V192H21ZM57 193H58V192H57ZM59 193H58V194H59ZM76 193H77V192H76ZM124 193H125V192H124ZM222 193H223V192H222ZM233 193H234V192H233ZM47 194H48V192L46 193V195H47ZM69 194H71V193L68 192V195H69ZM206 194H207V193H206ZM206 194H205V195H206ZM208 194L212 196V194H210V193H208ZM2 195H3V198H8V197H9L8 199H10V201H9L8 199H5V201H4V200H3V202L0 201V203L4 204V203H6V201L8 200L10 203H9L8 201H7V203L10 204V205H12V207H13L14 205H15V207H16V205H17V208H15V209H13V208L11 207V208L13 209V211L16 210V209L21 208V207L19 206L20 203H21V204L24 203V204L26 205V206H23L24 209H25V207L28 208L27 205H29V204H27V202L25 203V202H24L25 200H22V201H21V199H18V202L21 201V202L18 204V202H15V201H17V200H15V198L12 197L10 194H8V195H10L11 197L8 196V195L4 197V195H6V194H4V193H2ZM54 195H55V194H54ZM66 195H67V194H66ZM71 195H72V194H71ZM205 195H204V196H205ZM250 195H251V194H250ZM20 196H21V195H20ZM47 196H49V195H47ZM85 196H86V195H85ZM204 196H202V197H204ZM215 196H216V195H215ZM223 196H224V195H223ZM246 196H248L247 198H249V195H246ZM1 197H2V196H1ZM1 197H0V200H2ZM31 197H32V196H31ZM49 197H51V196H49ZM65 197H66V196H65ZM113 197H114V196H113ZM209 197H210V196H209ZM219 197H220V196H219ZM21 198H22V197H21ZM44 198H45V197H44ZM54 198H55V197H54ZM56 198H57V197H56ZM71 198H72V197H71ZM74 198H75V197H74ZM74 198H73V199H74ZM82 198H84V196H83ZM85 198H86V197H85ZM87 198H88V197H87ZM38 199H39V198H38ZM67 199H68V198H67ZM75 199H76V198H75ZM199 199H200V198H199ZM203 199H204V198H203ZM203 199H202V200H203ZM34 200H35V199H34ZM42 200H43V199H42ZM45 200H47V199H45ZM57 200H58V199H57ZM57 200H54L53 197H52V198H50L49 201L46 203L47 205H46L45 202H44V204H45L44 206H48V207L55 208V207H54V206H55V205H54L55 202H56V206H57V204H58L57 202H59L60 199H59L58 201H57ZM62 200H63V199H62ZM84 200H85V199H84ZM178 200H179V199H178ZM37 201H38V200H37ZM74 201H76V200H74ZM82 201H83V199H82ZM203 201H204V200H203ZM206 201H207V200H206ZM255 201H256V200H255ZM33 202H34V201H33ZM62 202H63V201H62ZM90 202H91V201H90ZM223 202H224V201H223ZM259 202H260V200H259ZM7 203H6V204H7ZM40 203H41V201H40ZM82 203H83V202H82ZM185 203H186V202H184V205H185ZM195 203H196V202H195ZM195 203H194V204H195ZM200 203H201V202H200ZM200 203H198V204L201 206ZM245 203H246V202H245ZM24 204H22V205H24ZM34 204H35V203H34ZM49 204H50L51 206H50ZM59 204H60V203H59ZM75 204H76V202H75ZM123 204H124V203H123ZM123 204H122V205H123ZM203 204L205 205V203H203ZM10 205H9V206H10ZM78 205H79V204H78ZM191 205H192V204H191ZM195 205H196V204H195ZM195 205H194V206H195ZM223 205H224V204H223ZM225 205H227V204H225ZM230 205H231V204H230ZM251 205H252V204H251ZM36 206H37V205H36ZM68 206H69V204H68ZM75 206H76V205H75ZM79 206H80V207H77V208H76L77 210H79V208L81 209V205H79ZM209 206H210V204H209ZM40 207H43V205H40ZM58 207H59V205H58ZM87 207H88V206L86 205L85 208H83V205H82V208H83V209H81V210L85 211V210L87 209ZM106 207H107V206H106ZM119 207H120V206H119ZM121 207H122V206H121ZM192 207H193V206H192ZM211 207H212V206H211ZM217 207H218V206H217ZM217 207H216V208H217ZM7 208H8V206H7ZM23 208H21L22 210L20 209V212H19V211H18V212L21 213V211H23V214L25 213V215L27 216V213H26L27 208L25 209V211L23 210ZM44 208H46V207H43L42 209L44 210ZM56 208H57V207H56ZM199 208H200V207H199ZM201 208H202V206H201ZM3 209H4V208H3ZM33 209H34V208H33ZM47 209L50 210V208H47ZM57 209H58V208H57ZM194 209H195V208H194ZM28 210H29V209H28ZM48 210H47V213H48ZM59 210H60V209H58V212H57V210H56L55 212H53V210H52L51 213H50V211H49V213H50L51 215L54 213L53 215L56 216V219L53 220V221H52V219H53L52 217H54V216H51L50 214L47 215V213L45 212L46 210H44V212H42V215H43L42 217L44 218V219H43V222L45 223V222L47 221V219L49 218V220H48L47 222L50 223V222L52 221L51 224L54 225V226H53V229H55V226L58 225L57 222H60V223L62 224V222L59 221L60 219H57V218L60 217V216H58V215H56V214L59 213V215H62L64 212H63L62 214H60ZM69 210H70V209H69ZM81 210H80V211H81ZM164 210H165V209H164ZM0 211H1V210H0ZM3 211H4V210H3ZM9 211H10V210H9ZM9 211H8V212H9ZM33 211H34V210H33ZM121 211H122V210H121ZM215 211H216V209H215ZM8 212H7V215H8ZM15 212H16V211H15ZM56 212H57V213H56ZM78 212H79V211H78ZM196 212H197V211H196ZM200 212L202 213L203 211H200ZM44 213H45V214H44ZM203 213H205V212H203ZM218 213H219V212H218ZM218 213H217V215H219ZM220 213H221V212H220ZM1 214H2V213H1ZM4 214H5V212H4ZM4 214H3V215H4ZM11 214H12V213H11ZM16 214H18V213H16ZM28 214H30V213L28 212ZM78 214H79V213H78ZM107 214H108V213H107ZM221 214H222V213H221ZM221 214H220V215H221ZM72 215H73V214H72ZM80 215H81V216H80ZM80 215H79L80 217H79V216H77V217L74 216L73 219H72V218L70 219V221H72V224H73V225L70 224V229H72V228H71V226H72V227H74V229H75L77 232H79V234L81 233L79 238L82 237V236H81L82 234H88V235L91 237V240L89 239L91 242H94L95 240H97V242H101V243H103V245H105V244H110V243L114 242L116 236L119 235V232H118L117 227H116V225H115V222H116V219H115V218L112 219V223H111V220L108 219V220H110L111 226H110L108 229H104V230H103V229H100V228L95 227L96 225H95V226L93 225L94 222L92 223V221H90L89 218H88V217H90V215H89L88 217L86 216L85 213H84V214H81V213H80ZM82 215H83V216H82ZM200 215H202V214H200ZM200 215H199V216H200ZM220 215H219V216H220ZM222 215H223V214H222ZM28 216H29V215H28ZM46 216H49V217H46ZM63 216H64V215H63ZM0 217H1V216H0ZM5 217H6V216H5ZM8 217H9V218H6V221H5L6 224H5V222H4V217L2 218V220H0V226H1V228H2L4 225H6L5 227L7 228L8 223H10V224H9L10 227L12 226V223L9 222L10 220L12 221V219H13V218L10 219V218L12 217V215H11V217L8 215ZM17 217H18V216H17ZM20 217H21V216H20ZM71 217H72V216H71ZM108 217H109V216H108ZM118 217H119V215H118ZM201 217H203V216H201ZM208 217H209V216H208ZM23 218H25V217H23ZM28 218H29V217H28ZM111 218H112V216H111ZM119 218H120V217H119ZM135 218H136V217H135ZM168 218H169V216H168ZM209 218H210V217H209ZM9 219H10V220H9ZM20 219H21V218H20ZM20 219H18V223L20 222V221H19ZM67 219H68V218H67ZM67 219H66V222H67ZM91 219H92V218H91ZM202 219H203V218H202ZM16 220H17V219L14 218L13 221H16ZM28 220H29V219H28ZM57 220H58V221H57ZM102 220H103V219H102ZM121 220H122V219H121ZM123 220H124V219H123ZM7 221H8V222H7ZM13 221H12V222H13ZM49 221H50V222H49ZM54 221H55V223H54ZM62 221H63V223H64L65 220L62 219ZM70 221H69V222H70ZM103 221H104V220H103ZM162 221H163V219H162ZM22 222H23V221H22ZM29 222H33V221L30 220ZM39 222H40V221H39ZM104 222H105V221H104ZM104 222H103V223H104ZM117 222H118V221H117ZM117 222H116V223H117ZM163 222H164V221H163ZM190 222H191V221H190ZM203 222H205V221H203ZM13 223H14V222H13ZM70 223H71V222H70ZM98 223H99V222H98ZM105 223H106V222H105ZM165 223H166V222H165ZM205 223H206V222H205ZM1 224H4V225H1ZM23 224H26V222H24ZM30 224H31V223H30ZM55 224H56V225H55ZM64 224H67V223H64ZM68 224H69V223H68ZM68 224H67V225H68ZM133 224H134V223H133ZM188 224H189V223H188ZM26 225H29V224L27 223ZM31 225H32V224H31ZM31 225L29 226L30 229L28 228L29 230H31V228H32ZM47 225H48V224H47ZM106 225H107V224H106ZM161 225H163V224L161 223ZM165 225H166V224H165ZM179 225H180V222H179ZM185 225H186V224H185ZM16 226H17V224H16ZM22 226H23V225H22ZM22 226H21V228H22ZM37 226H38V225H37ZM42 226H43V225H42ZM44 226H45V225H44ZM65 226H66V225H65ZM65 226H64V227L62 226V228H65ZM5 227H4V228H5ZM23 227H24V226H23ZM25 227H26V226H25ZM49 227H50V226H49ZM105 227H106V226H105ZM105 227H104V228H105ZM192 227H194L193 224H192ZM6 228H5V229H6ZM13 228H15V226H13ZM17 228L19 229L20 227L18 226ZM66 228H68V226H66ZM187 228H188V227H187ZM5 229H4V230H5ZM8 229H11V228H9V226H8ZM8 229H7V230H8ZM15 229H16V228H15ZM22 229H23V228H22ZM28 229H27V227H26V230H28ZM135 229H136V228H135ZM175 229H176V228H175ZM207 229H208V228H207ZM4 230H3V231H4ZM19 230H20V229H19ZM64 230H65V229H64ZM75 230H74V231H73V230L70 231V232H69V236L71 235V233H73V232L75 233V232H76ZM112 230H113V231H112ZM119 230H120V229H119ZM194 230H195V229H194ZM194 230H192V232H193ZM9 231H11V230H9ZM12 231H14V230H12ZM17 231H18V230H17ZM22 231H23V230H21V231H19V232H22ZM45 231H46V230H45ZM123 231H124V230H123ZM176 231H177V230H176ZM190 231H191V230H190ZM205 231H206V230H205ZM14 232H15V231H14ZM32 232H33V231H32ZM58 232L60 233V231H56V233H58ZM62 232H63V231H62ZM186 232H188V231H186ZM202 232H203V231H202ZM208 232H209V230H208ZM7 233H9V232H7ZM11 233H13V232H11ZM22 233H23V232H22ZM33 233H34V232H33ZM47 233H48V232H47ZM51 233H52V234H51L52 237H50L51 235H49V236L46 238L47 241H48V239L50 238V239H49V243L46 242L47 244H44V245H43V242H42V240H41L43 236H41V239H40L41 241L38 239L40 242H42V243H41L42 245H41V244L39 245V241H38V240H37V241H38V242H37L38 244H37L36 242H33L32 238H34L35 235H34L33 237L31 236V237H27V238H26V236H24V238L22 239V240L25 239V240H24V242H25V241H28V239L30 240V238H31L32 241H31V240H30V241H31L33 244H30V242H29V245H32L31 247L33 248V249H32L33 252L35 253V250H34V249H36V250H40L42 253L45 252L44 254H46V256H45V255H44V256H45V258L47 257V258H46V260L48 261L47 264H118V263H119V264H123L121 261L118 262L117 260H115V259H113V258L111 259V256H110V255L107 256L109 252H110L109 254H114V253H113V252L111 253V251H108V249H106V248H105V249H106L108 252L106 251L107 255H106V254H105V255H106L108 258L105 257V256H103V255H101V256H103V258L105 257V258H104L105 260L102 259V257H100V255H99L98 252L95 250V248H93V246H94L95 244L93 245V244H90V243H89V244H90L89 246H88V245H85V246H84L85 249H82V250H81V253L84 254V256L81 255V254H78L79 252H76L77 254H76V255H73V252H72V253H70V252H69V253H67V252L65 253V251H63V253H65V254H63L61 251H62V247H64V246H62V245H65V243H66L65 246L68 247L67 245H69V244H67V242H65V240H70L71 238H70V239H67V237H66L67 235H66V234H65V237H66L65 239H62V238L60 237L62 240H64V242H62V243H64V244H62V243H60V241H62V240L59 239V237H58L57 235H54L53 232H51ZM59 233H58V234H59ZM74 233H73V235H74ZM117 233H118V234H117ZM120 233H121V231H120ZM189 233H190V232H189ZM195 233H196V232H195ZM197 233H199V232H197ZM197 233H196V234H197ZM210 233H211V232H210ZM13 234H14V233H13ZM16 234H17V233H16ZM29 234H30V233H29ZM29 234H28V235H29ZM79 234H78V235H79ZM123 234H124V232H123ZM196 234H195V235H196ZM20 235H21V233H20ZM28 235H27V236H28ZM31 235H32V233H31ZM59 235L61 236V234H59ZM62 235H64V234H62ZM187 235H188V234H187ZM190 235L192 236V234H190ZM195 235H194V236H195ZM13 236H16V235H13ZM29 236H30V235H29ZM54 236L57 237V238L60 240V241L58 240L59 243H60V245L58 244V242H55V241H56V238H55ZM76 236H77V234H76L74 237H76ZM123 236H124V235H123ZM17 237H18V236H17ZM45 237H46V236H45ZM77 237H78V236H77ZM120 237H121V234H120ZM18 238H19V237H18ZM52 238H55V239H52ZM79 238H78V239H79ZM15 239H16V238H15ZM26 239H27V240H26ZM46 239H44V237H43V240H46ZM51 239H52V240H55L54 242L51 241L53 244H52V243L50 244V240H51ZM81 239H82V238H81ZM211 239H212V237H211ZM213 239H214V237H213ZM20 240H21V239H20ZM22 240H21V241H22ZM79 240H80V239H79ZM86 240H87V239H86ZM219 240H220V239H219ZM70 241H71V240H70ZM75 241H76V238H75ZM75 241H74V242H75ZM117 241H118V240H117ZM76 242H77V241H76ZM220 242H221V241H220ZM22 243H23V241H22ZM22 243H21L20 245H22ZM44 243H45V241H44ZM55 243H57V244H55ZM94 243H95V242H94ZM101 243H100V244H101ZM7 244H8V243H7ZM61 244H62V245H61ZM78 244H79V243H78ZM113 244H114V243H113ZM151 244H152V243H151ZM222 244H223V243H222ZM20 245H19V249H20ZM24 245L26 246L25 243H24ZM24 245H23V246H24ZM37 245H38V246H37ZM50 245H51V246H50ZM56 245H58V247H57ZM97 245H98V244H97ZM111 245H112V244H111ZM52 246H53V247H52ZM61 246H62V247H61ZM138 246H139V245H138ZM218 246H219V245H218ZM9 247H10V246H9ZM9 247H8V250H9ZM29 247H30V246H29ZM29 247H28V248H29ZM31 247H30V248H31ZM84 247H82V248H84ZM111 247H112V246H111ZM124 247H126V246H124ZM15 248H16V247H15ZM21 248H22V247H21ZM30 248H29V249H30ZM55 248H57V249L55 250ZM58 248H60V249H58ZM73 248H75V247H73ZM11 249L13 250L12 247H11ZM66 249H67V248H66ZM109 249H110V248H109ZM111 249H112V248H111ZM111 249H110V250H111ZM154 249H155V248H154ZM5 250H6V248H5ZM8 250H6V251H8ZM63 250H64V248H63ZM98 250L100 251V249H98ZM114 250H115V249H112V251H114ZM152 250H153V249H152ZM68 251H69V250H68ZM70 251H71V250H70ZM135 251H136V250H135ZM158 251H159V250H157L156 252H158ZM219 251H220V250H219ZM30 252H31V251H30ZM137 252H138V251H137ZM154 252H155V251H154ZM154 252H153V253H154ZM185 252H186V251H185ZM27 253H28V252H27ZM104 253H105V250H104ZM31 254H32V252H31ZM67 254H68V255H67ZM74 254H75V253H74ZM86 254H87V256H85ZM101 254H102V251H101ZM165 254H166V253H165ZM173 254H174V253H173ZM176 254H178V253H175V255H176ZM69 255H73V256H69ZM114 255H116V254H114ZM114 255H112V257H113ZM143 255H144V254H143ZM145 255H146V254H145ZM155 255H156V253H155ZM178 255H179V254H178ZM202 255H203V253H202ZM204 255H205V254H204ZM81 256H83V258H82ZM117 256H118V255H117ZM139 256H140V255H139ZM146 256H147V255H146ZM185 257H186V256H185ZM187 257H188V256H187ZM200 257H201V256H199V258H200ZM45 258H44V259H45ZM114 258H116V257H114ZM119 258H120V257H119ZM169 258L172 259V260H174L172 257H169ZM188 258H189V257H188ZM188 258H187V259H188ZM203 258H204V257H203ZM205 258H206V256H205ZM106 259H109V260H106ZM139 259H140V258H139ZM139 259H138V260H139ZM164 259H165V258H164ZM184 259H185V258H184ZM197 259H198V258H197ZM0 260H1V259H0ZM151 260H152V259H151ZM162 260H163V259H162ZM165 260H166V259H165ZM204 260H206V259H204ZM221 260H222V259H221ZM37 261H38V260H37ZM190 261H191V260H190ZM206 261H207V260H206ZM27 262H28V258H27ZM128 262H129V261H128ZM138 262H141V261H138ZM143 262H144V261H143ZM162 262H163V261H162ZM176 262H177V259H176ZM188 262H189V261H188ZM193 262H194V261H193ZM199 262H200V261H199ZM207 262H208V261H207ZM2 263H3V262H2ZM130 263H131V262H130ZM148 263H149V262H148ZM148 263H147V264H148ZM150 263H151V262H150ZM177 263H178V262H177ZM189 263H190V262H189ZM197 263H198V262H197ZM197 263H195V264H197ZM208 263H209V262H208ZM0 264H1V263H0ZM125 264H126V262H125ZM179 264H180V263H179ZM193 264H194V263H193ZM202 264H203V263H202ZM205 264H206V263H205Z\"/></svg>","mask_w":264,"mask_h":264}]
</instances>
